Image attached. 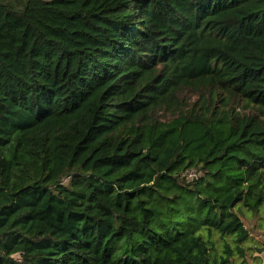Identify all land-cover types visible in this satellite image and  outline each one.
<instances>
[{
	"label": "trees",
	"instance_id": "1",
	"mask_svg": "<svg viewBox=\"0 0 264 264\" xmlns=\"http://www.w3.org/2000/svg\"><path fill=\"white\" fill-rule=\"evenodd\" d=\"M241 207L264 0H0V264H234Z\"/></svg>",
	"mask_w": 264,
	"mask_h": 264
},
{
	"label": "rangeland",
	"instance_id": "2",
	"mask_svg": "<svg viewBox=\"0 0 264 264\" xmlns=\"http://www.w3.org/2000/svg\"><path fill=\"white\" fill-rule=\"evenodd\" d=\"M200 174L202 173L192 170L188 177L191 180ZM238 211L244 220L250 236L242 244L244 254L236 251L233 262L234 264H264V208L257 214L249 212L244 207H241V210L238 209ZM215 239L220 247L221 241L218 234H215ZM226 239L232 241L231 237H226ZM232 245H234L233 242Z\"/></svg>",
	"mask_w": 264,
	"mask_h": 264
},
{
	"label": "built area",
	"instance_id": "3",
	"mask_svg": "<svg viewBox=\"0 0 264 264\" xmlns=\"http://www.w3.org/2000/svg\"><path fill=\"white\" fill-rule=\"evenodd\" d=\"M191 171H192V170H191ZM191 171H190V172H188V173H189V174H191ZM193 173H194V172H193ZM189 174H188V175H189ZM188 175H187V176H188ZM188 178H189V177H188Z\"/></svg>",
	"mask_w": 264,
	"mask_h": 264
}]
</instances>
